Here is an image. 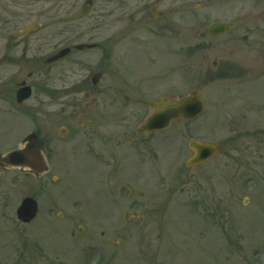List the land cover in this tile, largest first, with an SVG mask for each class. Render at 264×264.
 I'll return each mask as SVG.
<instances>
[{"label":"rangeland","instance_id":"obj_1","mask_svg":"<svg viewBox=\"0 0 264 264\" xmlns=\"http://www.w3.org/2000/svg\"><path fill=\"white\" fill-rule=\"evenodd\" d=\"M86 1L0 0V79L18 80V58L23 53L18 50V31L24 27H46L36 32L38 38L27 53L45 57L68 38L71 46L110 43L112 32H121L133 22L143 25L135 30L138 42L166 49L171 42L174 50L167 62L174 69L176 62L181 63L176 78L174 70L169 74L163 70L165 79L162 75V81H151L147 96L198 91L205 108L184 127L186 136L176 143L172 156L145 159L150 174L146 169L144 175L149 174L150 182L144 196L139 195L144 188L136 182L131 189L128 184L116 189L109 179L100 178L93 165L97 139L93 133L98 125L86 127L82 120L73 119L67 153L53 158L50 174L37 179L8 172L0 177V201L6 205L0 208V264H264V0H161L158 10L165 15L158 18L151 12L156 0H94L89 12L82 14ZM214 21L232 22L234 28L211 36L209 26ZM55 27L72 29L62 35L51 30ZM236 41L249 47L235 51L241 55L236 61L247 64L259 55L263 60L257 67L247 66L256 67L260 76L251 89L258 92L263 106L257 114L262 128L260 152L250 157L252 148L239 142L233 160L226 153L206 166L189 168L185 164L189 137L202 133L210 141L224 142L232 133L225 120L228 108L222 104L229 84L222 76L223 67L234 60L227 45ZM85 50L69 57L70 80L73 85L86 79L82 85L91 88L95 69L102 67L101 52ZM111 66L109 61L103 64L107 73L98 81L102 93L96 98L99 106L93 108V123L117 128V135L125 137L149 112L143 102L149 98H116L121 90L108 85L113 78ZM30 69L24 63L20 75L26 77ZM83 95L73 94L71 106L77 100L81 108ZM18 126L20 134L28 131L24 121ZM16 144L11 124L0 151ZM195 185L199 200L207 195L213 203H196ZM106 187L114 189L112 194ZM28 196L38 200L39 214L31 223L21 224L16 209ZM223 206L227 213L224 222L217 224Z\"/></svg>","mask_w":264,"mask_h":264},{"label":"flooded vegetation","instance_id":"obj_2","mask_svg":"<svg viewBox=\"0 0 264 264\" xmlns=\"http://www.w3.org/2000/svg\"><path fill=\"white\" fill-rule=\"evenodd\" d=\"M89 1L90 2L87 3L88 9L92 7L94 0ZM159 2H161V0L155 1L151 12L155 16H157L158 13L164 16L165 12L158 10ZM261 5H264V1ZM262 13H264V8ZM114 24H118V20L114 21ZM127 25V28H124L121 32L114 31L111 33L112 42L105 44L102 42L96 44V47L92 48L99 49L101 52L98 55V62L102 67L100 70L95 69L94 72L100 74L98 81L107 73L103 64L109 61L112 65L111 75L113 78L110 76L111 80L108 85L112 86V88H119L121 90L120 96L117 95L118 97L116 98L132 99L146 97L149 99H157L163 95L170 94H163L156 98L150 95L147 96L151 91V81H162L161 76L164 75L162 78L165 79L166 71H168L169 74L171 70H174L175 78L181 74L180 62H176L174 65L175 69L171 61L169 63L167 62V59L171 58L173 55L172 50L174 49L172 48V43L169 42L168 48L170 49H166L161 48L162 46L158 44L152 45L154 47H151L145 42H138L140 36L135 34V30H139L143 25L137 26L138 24L133 22ZM22 29L18 31V50H23L22 56L18 58L20 59L18 60V80L8 81L4 80V77L0 79V143L5 144L7 142V128L13 124L16 132L17 144L11 149L0 151V155L18 149L23 145V141L26 137L34 133L40 142L42 155L47 161L49 170L42 176L37 177L18 167L14 169L5 168L0 163V177L5 178L8 172H16L18 176L25 175L37 179L50 174L53 171L51 165L53 158L59 156L64 157L67 153V146L71 142V121L73 119H79L82 120L86 127L98 125L95 127L93 133V136L97 138L96 155L94 156L95 160L94 162L92 159L89 160L93 162L96 173L98 170L100 178L105 177V180L109 179L111 184L116 186V189H118V186H120V189H125V186L129 187L128 185L131 186L129 187L131 189L132 183L136 182L137 185H141L144 188V190L139 192V195L144 196L148 194L149 186L147 187V185L150 182V167L147 166L148 161L145 159H149V157L154 159L156 157V159L161 158L163 160V155L167 157L172 156L176 149V143L181 137L186 136L184 127H186L190 121L178 119L173 121L169 128L151 132L143 138H140L136 133L138 126L135 128L134 132L125 133V137H119L117 135V128L108 130L107 127H104L100 122L94 124L95 118L92 117L94 113L93 108L99 106L97 105L96 98L102 93V89L98 90L99 82L97 81L95 83L92 78L94 85L92 84L91 88H89L88 85H82L85 83L86 79L77 80L73 85L70 80L71 69L69 57L87 50L80 51L76 48V45L71 46L68 38V40L64 42L65 45L62 47H52L53 51L45 57H28V51L33 49L34 41L38 38L37 31L22 34ZM71 29L70 27H55L51 30L63 35L68 33ZM178 34L180 35L179 31ZM134 40H137V42H134ZM103 45L105 48H102ZM176 46H181V44ZM241 46L243 50H245V48L249 49L246 43H240L238 41L227 45L231 51L229 57L234 58V60L223 67L224 74L222 76L223 79H227L226 82L229 84L226 95L223 97L224 100H222V104L228 108L225 120L227 121L228 129H230L232 133L229 135L228 141L216 142L219 146V153L217 156L211 161L193 168H201L211 162H215L220 156L225 157L226 153H229L230 155H228V158L233 160V152H237L240 147L238 145L239 142L252 148L253 152L250 157H255L254 155L260 152V143H258V141L262 136V128L260 118H257V114L259 115L263 106L261 99L256 96L258 92L251 89L256 88V85L254 86L253 84L260 78L256 67L262 63L263 60L259 55L258 58H255L247 64L236 61L235 59L241 55L235 51H239ZM66 47L70 48L67 55L53 59ZM178 49L180 48L178 47ZM260 51L261 50L258 49L257 53L261 54ZM24 63H28L31 68L26 77L20 75V72L24 71ZM248 65L256 67L247 68ZM212 66L214 70H217L219 68L218 61L214 60ZM163 70L166 71L163 72ZM178 87L180 86L178 85ZM25 88H30L31 95L29 98L20 101L17 93L19 94V91ZM112 92L117 93L115 90ZM73 94H78L79 96L84 94V101L81 103V108L77 100H74L73 106H71V96ZM170 95L182 96L180 91L174 92L173 94L171 93ZM239 112L243 113L242 117L238 115ZM147 115L148 113L141 121ZM21 120L29 125L28 131L23 134H20V131H18V125L23 122ZM141 121L139 123H141ZM78 134V132H74L73 136H78ZM76 136L73 138H76ZM85 136H89L86 140L91 143L92 138L90 139V135L86 134ZM191 139L214 142L208 140V136L202 133L189 137L188 141ZM231 143H234V145ZM146 169H148L149 172L148 176L144 175ZM119 174H121V179L118 182ZM195 186L194 197L197 201L196 203H203L202 201L204 200L208 205V202H211L212 199L206 195L203 197V200H199V186ZM106 190L111 194L114 191V189L111 190L108 187H106ZM4 205L5 204L0 201V208H3ZM215 206L216 205H214V207ZM221 212L223 215L222 217L219 216L220 214L216 215L219 216L217 218V224H222L224 222V217L227 213L225 206H223ZM211 217L214 218L215 214H211Z\"/></svg>","mask_w":264,"mask_h":264},{"label":"water","instance_id":"obj_3","mask_svg":"<svg viewBox=\"0 0 264 264\" xmlns=\"http://www.w3.org/2000/svg\"><path fill=\"white\" fill-rule=\"evenodd\" d=\"M87 6L83 9L85 13ZM40 25H32L23 29V33H29L36 30ZM232 27L230 23H214L210 26L211 35L223 34ZM93 47L94 45L80 44L78 49H84L85 47ZM70 51V48L63 49L59 55L53 59H57L66 55ZM100 74L93 76V81L96 83ZM31 95L29 89H22L19 92L20 101L28 98ZM145 104L151 111L150 115L141 123L137 129V134L140 137H144L146 133L165 129L170 125L172 120L180 117L184 119H191L196 117L203 109V101L201 96L197 92L178 98L176 96L166 95L157 100H146ZM27 145L24 148L12 151L6 155L0 156L1 164L5 167L20 166L22 168H30L31 171L39 173L46 170L44 159L41 155L40 144L35 134H31L27 137ZM189 148L194 152L188 161V166H195L197 164L206 162L211 159L219 150L216 144L204 143L200 141L191 140ZM38 213V203L33 198H25L18 208V219L24 223L31 222Z\"/></svg>","mask_w":264,"mask_h":264}]
</instances>
